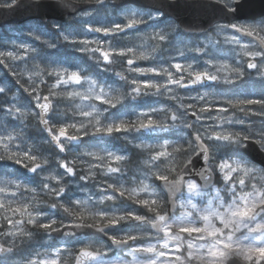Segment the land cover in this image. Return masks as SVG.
I'll return each instance as SVG.
<instances>
[{
    "label": "clouds",
    "instance_id": "clouds-1",
    "mask_svg": "<svg viewBox=\"0 0 264 264\" xmlns=\"http://www.w3.org/2000/svg\"><path fill=\"white\" fill-rule=\"evenodd\" d=\"M0 264H264V0H0Z\"/></svg>",
    "mask_w": 264,
    "mask_h": 264
}]
</instances>
